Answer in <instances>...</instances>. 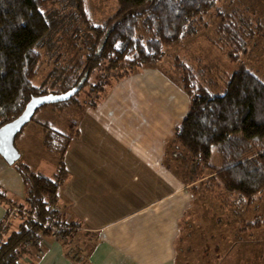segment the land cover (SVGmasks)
I'll return each mask as SVG.
<instances>
[{
    "label": "rangeland",
    "instance_id": "1",
    "mask_svg": "<svg viewBox=\"0 0 264 264\" xmlns=\"http://www.w3.org/2000/svg\"><path fill=\"white\" fill-rule=\"evenodd\" d=\"M86 8L92 22L99 25L118 11L119 3L118 0H86ZM44 10L52 11L49 19H56L58 24L53 35L40 45L39 51L43 61L34 78V84L37 86L44 84L49 89H57L64 83L70 68L73 69L79 62H85L96 42V33L83 21L75 0L48 3ZM190 28L192 31L180 42L164 47L165 55L158 61L159 63L154 64V67L158 65L165 71L160 68L163 71L161 75H167L181 83L180 79L184 72L187 75L189 71L196 76L198 83L204 84L214 93H223L233 71L242 63L253 69L256 68L258 75H262L261 78L264 80V0H219L215 7L204 16H200L199 21L194 25L191 24ZM238 38L244 43L245 48L237 50L239 56L234 58L231 52ZM258 40L259 43H256ZM103 66L92 73L88 83V86H92L103 82L104 87L101 92H93L91 87H85L77 97L76 106L61 108L54 103L41 108L35 114L34 121L24 129L20 138L16 139V145H20L23 141L28 144L36 143L41 134L43 138L45 131L42 123L62 133L69 131L70 120L76 121L78 128L79 125L80 128L83 126L87 138L89 140L92 138L94 142L97 140L95 144H86L87 167L93 172L97 169L102 174L108 173L109 167H114L113 172L122 174L125 186L123 190H119L120 188L115 184L117 174H114L115 179L112 181L114 188L102 193L98 203L105 205L101 202L104 199L113 206V210L106 211L102 206L104 214L99 222L106 228L103 227L100 236L130 251L134 247L132 239L136 240L135 244L138 247L137 240H143L144 235L151 236L152 232L158 231L161 226L169 224L171 219L175 218L172 209L182 203L181 199L184 196L172 194L161 203L123 219L131 214L136 205V203L132 204L131 200L134 186L129 183V175H135L133 171L143 157H150L151 150L149 151L147 147L148 143L151 145L154 140L150 138V141L144 142L146 148L143 147L139 144L140 139H136L137 135L127 133L131 129L127 127L126 122L120 121L124 119L123 114H128L124 108L123 95L130 83L118 88L117 97L112 95L121 81L134 75L140 68L147 67L138 64V67L132 71L129 67H121L110 72L105 69V65ZM148 71H140L136 78L142 76L148 80L156 78V76L151 77ZM139 88L146 95L144 93L138 95L133 101L134 111L133 113L130 111V114L136 119L140 104L142 107L139 110L148 108L146 116L154 119V108L160 106L165 110L157 116L161 120L158 122V131L162 134L169 128H174L179 121L180 113L184 112L183 109L178 108L175 101L177 89L156 82L140 84ZM97 92H100L99 95ZM111 98L115 100V107L100 109L91 116L82 112L85 106L93 107V103L98 101L100 108L104 100L107 99V103ZM190 103L189 97V101H185L187 111L190 109ZM128 105L132 107L130 102ZM174 109L176 114L173 115ZM31 129L33 132L30 134ZM145 131L150 134L148 130ZM20 161L25 162L21 158ZM73 161L74 157L71 162ZM180 162L177 164L180 178L185 181L192 179L201 181L193 183L191 188L187 186L189 189L187 188L185 197L193 198V202L188 203V216L184 222L186 232L176 247L178 255L175 264H264V193L251 204L241 203L236 200L238 194L228 193L218 181L217 183L210 180L213 171L190 160ZM211 162L215 166L223 164L218 145L213 146ZM39 170L45 172L42 167H39ZM6 177L10 184L8 187L16 192L12 195L11 192L14 191L9 192L0 186V213L3 212L2 207L6 210L4 221L0 223V242L5 235L18 227L21 217H31L29 206L25 202L26 193L21 199L16 196L20 192L16 173L9 172ZM168 188L170 190L166 191L167 194L172 191L173 185H169ZM122 193L125 194V198H121ZM61 197L63 199V193ZM224 199H230L231 202L225 204ZM233 200L237 203H232ZM61 215L65 221L69 218L62 206ZM156 215L159 220L155 219ZM2 216L0 214V218ZM67 223L63 226H57L52 221L43 224L41 238L30 243L25 252L19 253L20 264H39V260L40 262L43 260V264H47L48 260H50L49 264L52 261L54 264H64L65 261L70 264H88L89 247H85L81 238L84 229L72 225L69 220ZM123 230L127 238L120 242L114 241L112 237ZM53 255L57 257L52 258Z\"/></svg>",
    "mask_w": 264,
    "mask_h": 264
},
{
    "label": "trees",
    "instance_id": "2",
    "mask_svg": "<svg viewBox=\"0 0 264 264\" xmlns=\"http://www.w3.org/2000/svg\"><path fill=\"white\" fill-rule=\"evenodd\" d=\"M59 1L0 0V127L17 119L36 96L74 92L56 105L76 106L85 87L93 92L103 89V82L88 86L92 73L103 65L112 72L159 63L165 55L164 47L180 42L192 31L191 24L219 0H118V11L99 25L92 22L86 0H75L83 21L96 33V42L85 62L67 71L61 87L49 89L44 84L35 85L34 78L43 61L40 45L53 35L58 24L56 19H49L53 12L44 9L48 3ZM240 48L245 45L238 38L231 52L234 58L239 56L236 51ZM180 82L191 99V108L167 144L168 169L180 176L177 164L190 160L213 171L210 180L218 181L228 193L238 194L239 202L257 201L264 193V80L255 69L241 63L223 93H214L198 83L189 71L187 75L184 72ZM98 105L99 101L93 103L95 108ZM68 124L69 131L62 133L42 123L44 147L58 158L55 178L34 171L20 160L15 164L26 187L25 202L31 217H21L18 227L0 242V264H20L19 253L41 238L43 224L67 223L61 215V189L69 179L66 153L71 141L80 136L77 122L70 120ZM214 145L223 157L222 166L211 162ZM182 239H178L177 246Z\"/></svg>",
    "mask_w": 264,
    "mask_h": 264
},
{
    "label": "crops",
    "instance_id": "3",
    "mask_svg": "<svg viewBox=\"0 0 264 264\" xmlns=\"http://www.w3.org/2000/svg\"><path fill=\"white\" fill-rule=\"evenodd\" d=\"M256 43H259V40ZM154 66L155 65L147 68H140L134 73V75H131L121 81L116 88L114 87L115 92L112 95L116 96L117 90L121 87V85L130 83L129 87H126L123 95L124 108L128 114H123L124 119H120V121L126 122L127 127L131 129L127 133L137 135L136 139H140L141 142L139 144L143 147L146 148L144 142L150 141V138L154 140L151 145L148 143L149 146L147 147L149 151L151 150V152H149L151 153L150 157H143L141 163L135 167L133 171L135 173L132 172L135 175H129V183L134 186L133 193H131V200L132 204L136 203V205L131 214L123 219H126L136 213H141L145 211L147 207L161 203L162 200H166L167 197L172 194H176L177 196L183 195L184 197L181 199L182 203L177 204L176 207L172 209V212L175 214V218L171 219L169 224L161 226L158 231L152 232L151 236L148 237V235H144L143 240H137L139 241L138 247H136L135 244L136 240L132 239L134 247L131 248L130 251H127V249L123 246L115 245L104 237H101V230L106 228L101 226L99 222L102 214H104L102 206L105 207L106 211H112L113 206L104 199H102L101 202H104L105 205H102V203L99 204L98 202L100 197L103 195L102 193H107L114 188L112 181L115 179L114 174L117 173L113 172L112 169H114V167H109L110 170H108V173L105 174H102L97 169H95V173L91 171V168L89 169L87 167L86 158L88 157V151L86 144H95L97 140L96 142H94L92 138L89 140L83 131V126L80 128L79 125L80 136L71 141L66 153V164L69 171V179L62 186L61 194L63 193V199L61 203L63 211H66L69 215L70 219L66 218L67 221L69 220V222L77 223L84 229L83 237L81 238H83L82 241L85 247H89L88 252L90 255V262L88 264H175L177 260L178 251L176 247L178 238L183 237V234L186 232V228L184 229V222L188 216V205L193 202V198L185 197L187 195L186 192L189 189L187 186L190 187L193 183H198L201 180L192 179L193 182L185 181L180 178V176L170 171L165 163L167 144L173 137L176 127L181 124L189 112L187 111V106H185V101H189V97L178 81L172 77L169 78L167 75H161L164 70L158 65H156L157 67ZM254 69L256 70V68ZM142 70H149L148 74L151 77L156 76V78L151 80H148L144 76L136 78V75L140 74V71ZM147 82H156L162 86L166 84L177 89L175 101L178 108L183 109L184 112L180 113L177 125L172 129L169 128L166 133L162 131L163 133L160 134L161 132L157 129L158 122L161 121L157 118V116L165 110L164 108L160 106H156L154 108V119L146 116L148 108H144L143 111L139 110V108L142 107L140 104H138V117L135 119L133 114H130V111L131 113L134 111L133 101L138 98L140 93H144L139 88L140 84H145ZM106 101L107 99L104 100L100 108V105L96 108L85 106L82 112L87 113V116H91L92 114L94 115L98 113V110L100 109L102 110L104 108L107 109L108 107H115L116 103H114V98H111L107 103ZM128 102L131 103L132 107L128 105ZM186 111L187 114L185 115ZM174 114H176V109L173 111V115ZM145 129L148 130L150 134L147 133ZM32 132L33 131L31 129L30 134ZM43 138L41 134L39 141L36 143L28 144L23 141L20 145L17 144L16 146L21 153V159L24 160L34 171L41 172L39 167H42L45 172L41 173L53 178V176L57 174L58 158L55 154L45 149ZM156 138L159 140L157 141ZM24 139L25 138H23V140ZM73 157L74 161L72 163L71 161L73 160ZM15 166L16 165H9L6 163V161L0 156V186L2 189L8 190L9 192L10 190L14 191L8 187L9 181L6 175L9 172L16 173L18 184L20 186V192H18L16 196H19L21 199L26 193V187ZM146 168L149 170H145ZM146 173L147 178H145ZM122 177V174H117V179H115V184H117L118 188H120L119 190H123L125 187L123 185L124 183ZM168 184L173 185V188H171L172 191L167 194L166 191L169 189ZM15 192L16 191L11 192L12 195H15ZM121 198H125L124 193L121 194ZM2 208L3 212L0 214L3 216L0 218V223L4 221L3 218L6 211L4 207ZM155 219L159 220L157 215L155 216ZM140 228L141 225L139 224V229ZM132 229H134V227H132ZM128 232H130V229H128ZM124 238H127L124 230L112 237V239L116 242H120ZM53 257L57 256L53 255L52 258ZM49 262L50 260L46 263L49 264ZM39 264H43V260H41V262L39 260ZM50 264H54V262L52 261ZM64 264L70 263H66L65 261Z\"/></svg>",
    "mask_w": 264,
    "mask_h": 264
},
{
    "label": "water",
    "instance_id": "4",
    "mask_svg": "<svg viewBox=\"0 0 264 264\" xmlns=\"http://www.w3.org/2000/svg\"><path fill=\"white\" fill-rule=\"evenodd\" d=\"M74 92L66 95L47 94L33 97L27 104L24 112L15 120L0 127V156L9 165H15L21 158V153L16 146V139L24 127L30 123L37 109L68 100Z\"/></svg>",
    "mask_w": 264,
    "mask_h": 264
}]
</instances>
